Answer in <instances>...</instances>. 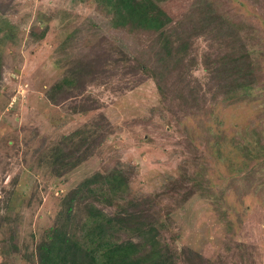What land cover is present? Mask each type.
<instances>
[{
	"label": "rangeland",
	"instance_id": "obj_1",
	"mask_svg": "<svg viewBox=\"0 0 264 264\" xmlns=\"http://www.w3.org/2000/svg\"><path fill=\"white\" fill-rule=\"evenodd\" d=\"M98 2L0 0V264H38L37 244L65 219L81 240L89 207L147 215L169 264H264V0L206 1L236 26L229 45L181 39L199 19L195 0L166 1L163 34L188 47L164 59L175 93L142 63L159 32L114 27ZM229 51L248 67L232 99L213 96L219 81L203 64ZM63 77L70 84L50 89ZM192 91L195 103L183 102ZM114 171L126 181L118 192L82 186Z\"/></svg>",
	"mask_w": 264,
	"mask_h": 264
},
{
	"label": "trees",
	"instance_id": "obj_2",
	"mask_svg": "<svg viewBox=\"0 0 264 264\" xmlns=\"http://www.w3.org/2000/svg\"><path fill=\"white\" fill-rule=\"evenodd\" d=\"M100 5L112 15L111 21L114 27L126 28L127 30L142 29L159 32V40L151 45V60L143 58L142 63L146 64L153 61L152 76L156 86L161 92L170 90L175 93V86H169L167 79L168 62L166 59L176 49L177 56L181 52H185L188 47L182 42H177L172 38L173 33L163 34V28L171 22V17L165 10L167 0H98ZM207 0H195L194 11L198 14V20L192 23L191 28L183 31L181 39H192L198 34L208 35L211 33V39L218 40L226 37L228 45L233 42L239 32L231 31L226 33V29L236 28V26L223 25L224 18L213 10ZM206 15V21L204 16ZM194 16L192 12L185 16L178 24L183 27L190 17ZM219 26V27H216ZM174 32V31H173ZM235 33V34H234ZM163 34V35H162ZM179 40V39H178ZM225 49L226 46L222 45ZM214 57H206L209 64L203 59V64L210 69L212 79L216 83L213 96L220 92L226 97L235 98L242 89L246 91L249 83L246 78L248 76V67L244 65V59L247 57L241 54L240 58H232V52H223L212 54ZM148 56H151L148 53ZM232 62H235L231 64ZM141 65L142 63L139 62ZM168 64V65H167ZM173 62L170 63L172 65ZM145 70L148 71L147 67ZM228 78V79H227ZM65 84L70 81L63 77L51 86L50 89L56 93L61 91ZM164 90V91H163ZM195 88L193 89V91ZM193 91L190 98L183 99V102L189 104L195 103V95ZM55 94H50L54 98ZM182 97L181 94L176 96ZM194 96V97H193ZM102 180L99 181V179ZM100 183L99 187L107 186L113 193L123 189L126 181L119 173L111 172L106 175L97 174L91 177L82 186L89 189L93 184ZM79 189H81L79 187ZM76 192H79L78 190ZM78 194V193H75ZM75 194L64 199L65 215L67 218L72 213L73 198ZM89 219L83 223L81 240L73 233L68 231L67 219L63 220L57 226L50 228L45 236L36 246V255L38 264H169V256L166 247L158 238V230L154 221L147 218V215L140 212L121 213L117 216L105 217L99 210L95 208L88 209ZM89 221V223L87 222ZM121 230H129L135 234L136 240L129 238L123 241H113L111 236L115 232Z\"/></svg>",
	"mask_w": 264,
	"mask_h": 264
}]
</instances>
